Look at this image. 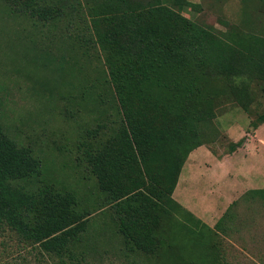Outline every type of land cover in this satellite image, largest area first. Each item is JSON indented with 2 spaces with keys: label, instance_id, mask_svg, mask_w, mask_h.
Instances as JSON below:
<instances>
[{
  "label": "trees",
  "instance_id": "16d2710c",
  "mask_svg": "<svg viewBox=\"0 0 264 264\" xmlns=\"http://www.w3.org/2000/svg\"><path fill=\"white\" fill-rule=\"evenodd\" d=\"M253 3L264 16V0ZM0 8L41 24L82 11L73 43L58 48L70 61L25 49L36 68L62 64L65 74L70 66L66 96L82 123L73 130V170L94 180L87 193L56 179L50 163L7 133L0 102V237L14 234L41 264H87L107 241L149 264L223 261L217 249L230 212L213 229L172 194L220 101L247 110L253 86L264 96V36L235 25L217 33L182 15L196 8L187 0H0ZM39 87L56 108L57 88ZM263 124L264 109L250 127ZM248 197L264 203V189ZM0 245V264H10Z\"/></svg>",
  "mask_w": 264,
  "mask_h": 264
},
{
  "label": "rangeland",
  "instance_id": "374dc122",
  "mask_svg": "<svg viewBox=\"0 0 264 264\" xmlns=\"http://www.w3.org/2000/svg\"><path fill=\"white\" fill-rule=\"evenodd\" d=\"M187 1L196 8H186L182 15L217 33L235 25L264 36V16L253 0ZM81 13L65 16L55 24H41L0 8V102L10 137L50 163L53 175L64 185L91 193L94 180L90 174L84 169L73 170V130L82 125L73 122V101L66 96L75 80L73 72L69 66L64 74L62 64L49 65L46 70L36 68L30 62L35 63L37 57L25 49L35 45L50 56L64 55L69 60V53L58 48L73 43V32L83 26ZM28 72L35 78L26 76ZM41 83L50 84L61 94L56 108L40 96L42 90L37 87ZM252 90L247 110L229 100L220 101L206 131L209 137L188 156L172 194L178 204L213 229L230 212L233 222L219 237L217 251L223 259L219 258V264H264V203L248 197L250 190L264 189V124L256 130L250 127L264 109V96L256 87ZM243 137V146L229 153V146ZM0 243H4L10 264H41L36 251L19 244L14 234L0 237ZM114 245L107 241L98 247L99 254L87 257V264H149L143 256L118 252Z\"/></svg>",
  "mask_w": 264,
  "mask_h": 264
}]
</instances>
